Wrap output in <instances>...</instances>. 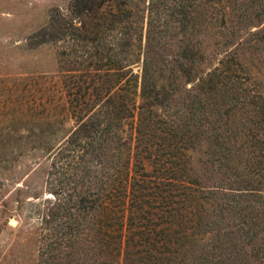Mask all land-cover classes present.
I'll list each match as a JSON object with an SVG mask.
<instances>
[{
  "label": "trees",
  "instance_id": "1",
  "mask_svg": "<svg viewBox=\"0 0 264 264\" xmlns=\"http://www.w3.org/2000/svg\"><path fill=\"white\" fill-rule=\"evenodd\" d=\"M30 38L73 121L36 138L34 264H264V0H70Z\"/></svg>",
  "mask_w": 264,
  "mask_h": 264
},
{
  "label": "rangeland",
  "instance_id": "2",
  "mask_svg": "<svg viewBox=\"0 0 264 264\" xmlns=\"http://www.w3.org/2000/svg\"><path fill=\"white\" fill-rule=\"evenodd\" d=\"M69 1L0 0V264H34L38 215L50 197L44 185L47 160L36 138L43 120L61 121L44 127L50 144L73 125L62 107L59 43L33 44L30 38ZM212 42L208 37V50ZM244 56L252 74L264 80V49ZM202 158L200 149L189 153L197 174L205 168Z\"/></svg>",
  "mask_w": 264,
  "mask_h": 264
},
{
  "label": "water",
  "instance_id": "3",
  "mask_svg": "<svg viewBox=\"0 0 264 264\" xmlns=\"http://www.w3.org/2000/svg\"><path fill=\"white\" fill-rule=\"evenodd\" d=\"M10 222H11V223H14V220H13V219H11V220H10Z\"/></svg>",
  "mask_w": 264,
  "mask_h": 264
}]
</instances>
